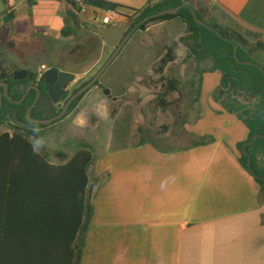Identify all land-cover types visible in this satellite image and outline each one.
Wrapping results in <instances>:
<instances>
[{
  "label": "crops",
  "instance_id": "crops-1",
  "mask_svg": "<svg viewBox=\"0 0 264 264\" xmlns=\"http://www.w3.org/2000/svg\"><path fill=\"white\" fill-rule=\"evenodd\" d=\"M5 1L14 14L13 35L71 37L60 34L67 12L74 13L66 0ZM104 1L128 9L147 2ZM211 2L223 23L264 34V0ZM218 83V72L203 75L202 115L190 127L204 144L165 152L143 144L94 155L90 174L100 184L93 189L79 264H264V201L236 148L246 128L216 103L204 104ZM23 217L0 213V264H25L24 243L13 235L40 229L33 221L24 225Z\"/></svg>",
  "mask_w": 264,
  "mask_h": 264
},
{
  "label": "rangeland",
  "instance_id": "rangeland-1",
  "mask_svg": "<svg viewBox=\"0 0 264 264\" xmlns=\"http://www.w3.org/2000/svg\"><path fill=\"white\" fill-rule=\"evenodd\" d=\"M187 1L206 22H215L237 32L250 44L264 43V34L223 23L215 16L212 0ZM39 7L44 8L42 5ZM5 11L0 0V57L4 59L3 66L13 71L33 60H43L45 67L73 75L72 87L87 83L94 77L124 39L123 35L134 19L131 12L124 11V17L110 28L70 24L73 35L57 40L54 34L51 39L42 34L15 36L7 32L1 23ZM139 25H135V30L99 77L97 86L89 89L60 123L44 129L39 141L32 140L35 150L47 153L52 163L60 161L55 157L56 153L70 158L86 146L95 155L132 146L141 137L162 150L186 148L200 140L190 127L202 115L196 93L201 71H209L212 63L209 60L201 63L194 57H188L187 48L180 42L185 36V26L180 20L153 22L143 29ZM169 48L173 50L175 60L159 74L161 60L165 59ZM253 60L264 65V53L254 54ZM161 77L174 78L180 83L179 92L166 97L169 104L164 109L158 101L165 83ZM105 89L108 95L103 93ZM213 91L208 92L204 104L209 108L212 103L221 107L220 103L226 100L218 98ZM239 100L245 102L243 98ZM10 124L1 125L0 132L6 131ZM256 164L264 167V155H258Z\"/></svg>",
  "mask_w": 264,
  "mask_h": 264
},
{
  "label": "trees",
  "instance_id": "trees-1",
  "mask_svg": "<svg viewBox=\"0 0 264 264\" xmlns=\"http://www.w3.org/2000/svg\"><path fill=\"white\" fill-rule=\"evenodd\" d=\"M2 1L5 4L6 1ZM66 1L73 5L72 0ZM84 2L102 11L131 12L134 19L123 38L132 27L151 15L182 4L193 9L186 0H147L145 6L139 10L128 9L104 0ZM28 4L31 5L32 1L28 0ZM193 11L197 19L205 22L214 31L198 25L189 8H180L175 15L164 14L150 18L139 27L153 22L178 19L185 26V36L180 42L187 48L188 57H194L201 63L207 60L212 63L209 71H201L196 91L198 101L203 75L207 72H218L219 83L213 93L216 92L218 98H225L226 101L220 103L223 111L234 115L246 128L245 141L236 145L239 152L238 161L259 186V196L264 201V167L260 168L256 164L258 155L264 153V139L257 138L245 147L253 173L247 170V158L242 152L243 145L251 142L255 135L264 137V73L256 66L239 63L250 62L258 65L253 60V55L264 53V43L250 44L239 33L215 22H206L197 11L194 9ZM119 15L121 18L124 17L122 13ZM13 19L14 14L5 11L1 23L9 33H13ZM69 23L78 25L77 17L72 11L67 12L65 24L60 31L64 38L73 35V28ZM234 46L237 47L236 58L239 62L234 59ZM174 60L173 50L169 48L165 59L161 60L158 73L162 74L164 67ZM4 63V59L0 57V71L7 70L3 66ZM259 66L264 69V65ZM161 78L165 83L158 101L160 107L164 109L169 104L166 97L179 92L180 83L174 78ZM94 86H97V83ZM84 94L71 104L68 113ZM239 98H243L245 102L242 103ZM3 100L6 101L4 97ZM20 114L18 110L0 111V126L12 123L6 131L0 132V213H22L24 225L30 227L33 221L32 225L37 224L40 229V232L13 235L24 243L25 264H79L83 239L93 211V189L100 184V181L90 174V168L95 164L94 152L85 146L78 149L70 158L65 154L56 153L55 157L60 160L59 163L50 164L48 154L38 153L32 144V140L41 139L42 133L37 131L36 127H23L20 123ZM23 114L24 112L22 116ZM199 139L193 145L205 143L204 138ZM143 144L154 146L144 137L132 146ZM154 147L163 152L179 150H162Z\"/></svg>",
  "mask_w": 264,
  "mask_h": 264
},
{
  "label": "flooded vegetation",
  "instance_id": "flooded-vegetation-1",
  "mask_svg": "<svg viewBox=\"0 0 264 264\" xmlns=\"http://www.w3.org/2000/svg\"><path fill=\"white\" fill-rule=\"evenodd\" d=\"M37 61L40 60H33L26 66L13 71H0V111L18 110L21 113L19 117L23 127H36L37 131L42 132L44 129L60 123L66 117L71 104L81 95L74 99L63 113L67 102L86 83L72 87L75 79L67 81V78H63V85L59 86L56 81L49 88L42 80L45 71L51 69L71 74L52 67L47 68L45 65L40 66V63H45V61L42 60L39 63ZM41 67L44 69L42 70ZM16 72H21V79H14ZM3 97L6 101L3 100ZM260 155H264V153Z\"/></svg>",
  "mask_w": 264,
  "mask_h": 264
},
{
  "label": "water",
  "instance_id": "water-1",
  "mask_svg": "<svg viewBox=\"0 0 264 264\" xmlns=\"http://www.w3.org/2000/svg\"><path fill=\"white\" fill-rule=\"evenodd\" d=\"M180 8H189L190 11H191V14L192 16L194 17V20L195 22L202 26V27H205L206 29L208 30H211V31H214L212 28H210L205 22L199 20L196 18V15H195V12L193 11V9H191L189 6H187L186 4H182L178 7H175L173 9H168V10H164V11H161L155 15H151L147 18H145L143 21H141L140 24H143L144 22H146L147 20H149L150 18H154V17H157V16H160V15H164V14H169V15H175L178 10ZM137 26H134L130 29V31L128 32V34L124 37V39L121 41V43L117 46V48L114 50V52L111 54V56L107 59V61L102 65V67L98 70V72L94 75V77L88 81L79 91H77L72 97L71 99L67 102L66 104V107L63 111V113L66 111V109L68 108V106L71 104V102L76 99L78 96L86 93L89 89H91L95 83L97 82V80L99 79V77L102 75V73L105 71V69L110 65V63L112 62V60L115 58V56L117 55V53L120 51L121 47L123 46V44L125 43V41L128 39V37L130 36V34L133 32V30H135ZM141 29L144 28V26H140ZM215 33L221 37L219 35V33L217 31H215ZM236 51H237V47L234 46V59H236L237 62H239L236 58ZM243 65H250V66H256L260 69V71L262 73H264V69H262L259 65H256V64H253V63H250V62H239ZM45 63L44 62H41L40 63V66H44ZM63 78H67V81H70L74 78L73 75H69L67 73H63V72H56L55 70H47L45 71V73L43 74V77H42V80H44L45 84L48 85V87L50 88L56 81H58V85L61 86L63 85V81L62 79ZM14 79L15 80H19L21 79V72H16L14 74ZM103 93L105 95H108V90H104ZM257 138H261V139H264V137L260 136V135H255L252 139L251 142H248V143H245L242 147V152L246 155V158H247V162H246V168L247 170L250 172V173H253V170L251 169V165H250V157L247 155L246 151H245V147L249 144H251L253 141H255ZM256 178L260 179V177H257Z\"/></svg>",
  "mask_w": 264,
  "mask_h": 264
},
{
  "label": "built area",
  "instance_id": "built-area-1",
  "mask_svg": "<svg viewBox=\"0 0 264 264\" xmlns=\"http://www.w3.org/2000/svg\"><path fill=\"white\" fill-rule=\"evenodd\" d=\"M72 2L76 17L85 25L111 27L114 26L120 18L119 12L117 11H102L88 5L84 0H72Z\"/></svg>",
  "mask_w": 264,
  "mask_h": 264
}]
</instances>
